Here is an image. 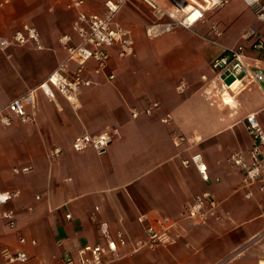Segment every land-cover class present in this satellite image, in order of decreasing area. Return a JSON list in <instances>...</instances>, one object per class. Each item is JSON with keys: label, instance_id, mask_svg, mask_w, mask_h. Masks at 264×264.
<instances>
[{"label": "crops", "instance_id": "crops-1", "mask_svg": "<svg viewBox=\"0 0 264 264\" xmlns=\"http://www.w3.org/2000/svg\"><path fill=\"white\" fill-rule=\"evenodd\" d=\"M67 1L9 0L0 7V37L8 38L27 22L37 28L43 44L0 48V107L38 84L65 56L58 38L70 32L76 12ZM103 2L85 0L83 7L99 11ZM128 2L117 20L131 28L134 53L120 57L112 49L106 71L90 73L94 82L81 87L77 108L60 93L50 99L40 91L34 122L0 123V191L20 190L3 206L15 212L17 222L12 229L0 217V249L27 251L28 260L11 264H62L64 252L101 241L98 222L104 220L112 232L122 228L127 235L126 244L117 247L119 256L108 253L106 264H264V190L253 186L245 197L241 171L228 160L231 152L251 145L246 114L255 111L264 124L262 85L253 81L236 99L227 91L222 104L219 94L211 103L202 92L211 60L223 47L243 43L249 26L264 35V20L243 0H229L207 11L194 29L177 27L149 38L144 32L152 17L149 8L138 0ZM213 24L221 30L219 44L208 38ZM245 43L252 66L264 69V50ZM110 72L114 77L109 80L105 74ZM233 98L235 104L229 105ZM154 101L158 107L145 114ZM105 130L111 142L103 151L72 148L75 136ZM178 133L187 139L175 145ZM53 146L62 152L51 159L47 152ZM198 151L207 163L206 181L194 164H183ZM23 165L31 169L13 171ZM206 190L218 200L219 218L205 224L182 219L184 206ZM148 223L175 224L179 236L134 250Z\"/></svg>", "mask_w": 264, "mask_h": 264}, {"label": "built area", "instance_id": "built-area-1", "mask_svg": "<svg viewBox=\"0 0 264 264\" xmlns=\"http://www.w3.org/2000/svg\"><path fill=\"white\" fill-rule=\"evenodd\" d=\"M131 0H104L103 7L99 11H90L83 7L85 0H68L66 6L75 9V16L71 22L70 32L63 33L58 40L66 51L65 56L59 60L56 66L35 86H32L13 97L4 106L0 107V123L9 126L14 120L20 122H34L38 116V92H43L48 98L53 99L56 93L63 95L73 108L79 106V92L82 86H88L94 82L90 73L100 74L106 71L112 49H115L120 57L129 56L134 53L135 40L131 28L122 25L117 20V14L121 8ZM144 3L152 15L145 24L144 32L149 38L160 36L171 32L177 27L194 29V27L205 21L206 13L216 10L225 5L229 0H138ZM254 11L259 20H264L263 0H243ZM9 0H0V7L7 4ZM212 35L209 40L219 44L216 37L221 30L216 24L211 26ZM243 43L235 47H223L222 51L210 62L211 76L203 75L204 88L202 92L215 102L216 95L222 96L226 91H234L246 82H258L262 85L264 94V69L252 66L246 53L245 41H250V47L257 51L264 50V35L256 26H249L243 33ZM11 44L31 45L35 48H43L37 28L27 22H23L16 28L8 38L0 37V48L5 49ZM107 79H112V72L105 74ZM230 77V80L227 78ZM235 84V88L232 85ZM184 85L180 84L182 91ZM225 102V101H224ZM226 103V102H225ZM158 101L152 102L143 109L145 114H150L158 107ZM133 116L138 111L132 112ZM167 114L163 120L168 121ZM246 130L252 142L246 151H233L228 155L229 162L241 171L240 188L244 189V196L250 197L252 187L258 186L264 190V157L262 148L264 146V124L257 119L256 112H248L245 116ZM187 137L178 133L174 138V144L179 145ZM111 142L109 131L96 134L81 133L74 137L71 146L74 150L93 148L103 151ZM58 146L50 147L48 157L54 159L61 154ZM184 165L194 164L200 177L206 181L209 179L207 163L201 152H195L189 158L183 160ZM29 165L14 166L13 171L28 172ZM19 189L0 191V217L4 219L9 228H15L17 218L12 209H4L3 206L18 196ZM66 218H71V213H65ZM182 219H192L198 224H205L211 218H219L218 200L208 190L196 193L182 211ZM101 241L96 243L86 242L82 244L75 253L66 251L62 254V264H106L105 256L109 253L118 257V245H125L127 235L122 228L115 232L110 230L107 221L98 222ZM175 224L155 226L148 223L144 226L145 237L135 242L134 250L141 247L154 248L158 245L167 244L179 236ZM21 243L26 241L22 235L18 236ZM0 264H11L24 262L29 255L24 249H12L3 246L0 249Z\"/></svg>", "mask_w": 264, "mask_h": 264}, {"label": "rangeland", "instance_id": "rangeland-1", "mask_svg": "<svg viewBox=\"0 0 264 264\" xmlns=\"http://www.w3.org/2000/svg\"><path fill=\"white\" fill-rule=\"evenodd\" d=\"M129 4L130 3L128 2L125 5H129ZM227 80H230V77H228ZM252 83H253V81L252 82H246V81H244V85L243 86L239 87L238 89H235L233 92H230V91L229 92L230 93H234L235 94L234 98L236 99L240 95V93L242 91H244L245 89H247ZM240 89H241V91H240ZM234 98H233V101L228 102L229 105L235 104V101H234L235 99ZM221 101H222L221 99L218 100V103L219 102L221 103ZM225 105L228 106L227 104H225Z\"/></svg>", "mask_w": 264, "mask_h": 264}, {"label": "bare ground", "instance_id": "bare-ground-1", "mask_svg": "<svg viewBox=\"0 0 264 264\" xmlns=\"http://www.w3.org/2000/svg\"><path fill=\"white\" fill-rule=\"evenodd\" d=\"M232 88H233V89L235 88V84L232 85ZM224 97H225L226 99L229 98V95H228V92H227V91L224 93Z\"/></svg>", "mask_w": 264, "mask_h": 264}]
</instances>
